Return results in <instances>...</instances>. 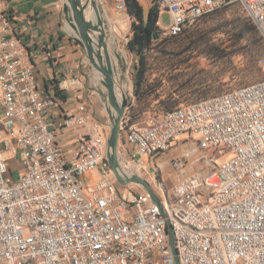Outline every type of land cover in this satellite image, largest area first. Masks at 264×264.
<instances>
[{"label": "built area", "instance_id": "2783aa9c", "mask_svg": "<svg viewBox=\"0 0 264 264\" xmlns=\"http://www.w3.org/2000/svg\"><path fill=\"white\" fill-rule=\"evenodd\" d=\"M234 2L264 40V0H157L170 15L159 31L178 35ZM34 68L0 0V264H264V79L140 124L124 116V180L151 176L180 137L196 144L170 160L171 196L154 182L157 206L139 184L117 180L103 124L63 111L52 123L65 87L46 93ZM5 154L18 160L16 177Z\"/></svg>", "mask_w": 264, "mask_h": 264}, {"label": "rangeland", "instance_id": "374dc122", "mask_svg": "<svg viewBox=\"0 0 264 264\" xmlns=\"http://www.w3.org/2000/svg\"><path fill=\"white\" fill-rule=\"evenodd\" d=\"M97 3L103 14L102 3L98 1ZM148 10L149 6L145 5L143 8L145 19ZM240 20L249 21L241 4L234 2L220 11L198 20L193 25L197 26L198 33L193 37L186 38L185 35L170 37L158 30L153 48L146 55L144 95L139 101H136L134 97L137 57L127 48V44L125 48H120L123 51H120L116 56L113 55L111 60L116 58L113 60L115 77L117 78L116 74L119 73L123 80L131 81V90L128 91V95L131 102H135V112L140 111L135 118L131 119V123L140 124L154 116L162 115L165 111L176 106L207 99L264 79L262 66L258 71H250L245 67L246 41L240 38L233 29V25ZM131 23L130 31L132 30ZM158 23L161 28L167 27L170 23V15L162 9H160ZM125 57L128 59L129 66L124 63ZM94 82L102 87L101 83H97L96 80ZM106 97L105 93L104 98L106 99ZM105 102L107 103V100ZM107 112L109 135L113 123V112L108 103ZM124 135L125 132L120 131L118 151L122 150L124 146ZM184 137L182 139L180 137V140L173 144L168 152L159 156V167H155L156 170L151 172V176L142 172V179L148 182L151 189L154 188V182L161 183L171 196L174 176H172V169L169 165L170 160L186 155L196 146L191 139L184 142ZM206 152L210 153L211 151ZM5 156L9 160L12 175L16 177L20 172L18 160L10 154H5ZM119 156L122 157L121 154ZM84 178L86 183L93 181L90 174H86ZM135 188L137 189V187Z\"/></svg>", "mask_w": 264, "mask_h": 264}, {"label": "crops", "instance_id": "0c3cea01", "mask_svg": "<svg viewBox=\"0 0 264 264\" xmlns=\"http://www.w3.org/2000/svg\"><path fill=\"white\" fill-rule=\"evenodd\" d=\"M1 1L34 64V75L39 87L52 95L60 82L65 87L59 95L58 109L53 111L50 118L52 123H57L59 111H63L89 115L108 128L105 89L94 82L96 80L100 83V75L90 65L84 49L77 41V34L71 27V19L64 8L66 0ZM95 1L102 3L107 47L110 56H116L123 51L121 49L126 47V39L129 40L131 36L132 19L127 11H116V4L122 0ZM137 1L142 8L145 5L150 8L154 0ZM1 111L0 99V114ZM58 140L64 150L74 144L70 133L60 135Z\"/></svg>", "mask_w": 264, "mask_h": 264}, {"label": "water", "instance_id": "95a60500", "mask_svg": "<svg viewBox=\"0 0 264 264\" xmlns=\"http://www.w3.org/2000/svg\"><path fill=\"white\" fill-rule=\"evenodd\" d=\"M71 19V27L77 34V41L84 49L86 57L93 69L100 75V83L105 89L106 100L113 112V123L107 138V159L111 170L117 180L125 185L134 182L141 185L150 196L151 200L160 206V201L148 182L138 176L122 179L117 173L118 168V144L120 135V123L130 106L131 99L122 92L117 97V81L114 73L113 62L106 43V28L102 10L95 0H66L64 7ZM93 10L95 18L92 20L89 14ZM88 15V19L86 16ZM157 38V32L154 39ZM170 241L172 244V231L169 227ZM175 253V251L173 250Z\"/></svg>", "mask_w": 264, "mask_h": 264}, {"label": "trees", "instance_id": "16d2710c", "mask_svg": "<svg viewBox=\"0 0 264 264\" xmlns=\"http://www.w3.org/2000/svg\"><path fill=\"white\" fill-rule=\"evenodd\" d=\"M124 2L126 5V11L132 19L131 36L128 40L127 48L137 57L138 60L134 80V97L136 101H139L144 95L143 84L144 74L146 72V55L152 50L155 40L154 34L159 30L157 23L159 20L160 9L157 5V0H154L148 10L147 18L145 19L143 8L137 0H124ZM222 9L216 11H220ZM209 14L201 17L200 19L209 16ZM247 18L249 20L248 22L246 20H240L237 24L233 25V29L236 33H238L240 38H243L246 41L247 52L244 60L246 69L250 71H258L260 68L259 60L264 56V41L248 16ZM196 27L197 26H191L183 30L180 34L170 37H178L181 35H185L186 38L193 37L196 33H198V29ZM134 105L135 102H131L125 114L124 119L129 124H132L131 119L135 118L140 113V111H137V113L135 112ZM180 106L183 105H179L174 108Z\"/></svg>", "mask_w": 264, "mask_h": 264}, {"label": "bare ground", "instance_id": "6f19581e", "mask_svg": "<svg viewBox=\"0 0 264 264\" xmlns=\"http://www.w3.org/2000/svg\"><path fill=\"white\" fill-rule=\"evenodd\" d=\"M89 15H91V16H89V17H91V18H95V15H94V12H93V10L91 11V13L89 14ZM111 41V40H110ZM113 60H116V58L115 59H113ZM113 62V61H112ZM115 62V61H114ZM119 72V71H118ZM127 73V72H126ZM117 75V78H116V81H117V90H116V93H117V97L118 98H120V96H121V92L125 95V96H129L128 95V91H130L131 90V81H129V79H127V80H123V77L119 74V73H117L116 74ZM101 78V77H100ZM118 79V80H117ZM119 82V83H118ZM105 91V90H104ZM106 106H107V103H106ZM109 106V105H108Z\"/></svg>", "mask_w": 264, "mask_h": 264}]
</instances>
